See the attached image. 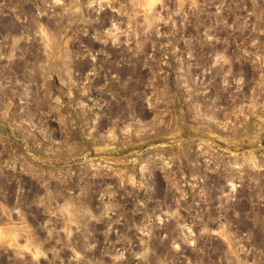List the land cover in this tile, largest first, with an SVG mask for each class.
Listing matches in <instances>:
<instances>
[{
  "label": "rangeland",
  "instance_id": "1",
  "mask_svg": "<svg viewBox=\"0 0 264 264\" xmlns=\"http://www.w3.org/2000/svg\"><path fill=\"white\" fill-rule=\"evenodd\" d=\"M0 264H264V0H0Z\"/></svg>",
  "mask_w": 264,
  "mask_h": 264
}]
</instances>
